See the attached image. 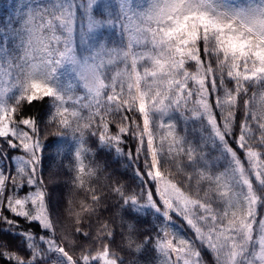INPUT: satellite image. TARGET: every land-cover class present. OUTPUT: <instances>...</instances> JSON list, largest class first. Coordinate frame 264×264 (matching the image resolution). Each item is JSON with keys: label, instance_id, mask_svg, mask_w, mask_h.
I'll return each mask as SVG.
<instances>
[{"label": "snow or ice", "instance_id": "6c2138e0", "mask_svg": "<svg viewBox=\"0 0 264 264\" xmlns=\"http://www.w3.org/2000/svg\"><path fill=\"white\" fill-rule=\"evenodd\" d=\"M136 7L141 10L132 0H47L28 7L19 28H0V70L8 69L0 76L11 80L0 93V142L23 153L13 160L15 171L0 168V228L22 237L25 250L0 257L10 264H126L119 252H147L150 245L162 264H206V253L216 264H264V3L234 8L225 0H149ZM77 25L82 44L105 27L120 41L88 44L78 58L72 47ZM65 64L86 90L75 100L79 109L67 105L71 86L59 83ZM12 88L18 95L5 99ZM44 98L52 101L49 122L57 136L77 142L73 187L85 186L86 134L135 165L136 190L111 176L107 189H87L92 204L82 211L89 220L111 196L119 208L161 214L164 224L155 235L140 240L129 226L124 248L114 251L116 233L103 223L95 234L101 247L75 257L77 241L92 238V224L85 227L79 212L67 224L50 211L41 129L35 119L19 116L23 102ZM174 113L200 121L207 135L199 143L179 135L164 119ZM112 114L119 116L115 131ZM129 137L136 147L122 151ZM209 146L223 159V171L212 170ZM106 171L95 165L87 176ZM16 218L38 224L43 234L21 232ZM176 219L191 237L172 227Z\"/></svg>", "mask_w": 264, "mask_h": 264}, {"label": "trees", "instance_id": "16d2710c", "mask_svg": "<svg viewBox=\"0 0 264 264\" xmlns=\"http://www.w3.org/2000/svg\"><path fill=\"white\" fill-rule=\"evenodd\" d=\"M47 2V0H0V28L5 31H10L11 28H19V18L22 14L28 11V7L34 6L37 3ZM117 0H113L116 3ZM225 2L234 8H248L256 7L264 3V0H225ZM149 0H132V4L136 11H140L141 8L136 7L137 5L146 7ZM77 37L75 38L78 53L81 56L84 54L88 47V44L95 43L96 41H103L106 46H113L118 44L120 41L119 34L113 33L110 28H101L93 31L92 40L88 41V44H82L79 38V25H77L76 31ZM12 48L14 45L9 44ZM82 48V49H81ZM190 70L194 71V64L189 65ZM0 71H8L5 67ZM59 83L66 89L71 86V92L69 95L73 97V100H68L67 105L72 108L79 109V104L75 103L76 98L86 95V90L82 87V82L79 81L74 75L68 71V64H65L57 72ZM0 84L3 89L11 84L10 78L6 76H0ZM18 95V89L12 88L5 99L8 97ZM9 104L14 101L9 100ZM253 105L258 106L261 103L260 96L257 95L253 100ZM52 110V101L49 98L33 101L32 103L23 102L19 110L20 117H30L37 121L41 129V143L43 145L41 155V171L46 182V192L48 197V204L50 211L54 216L61 217L65 223L71 224L74 219L73 213L79 212L84 217V226L87 227L91 222L92 228L91 239L83 241H77L79 247L74 252L75 257L79 258L81 250L83 251H95L101 247L100 242L96 238V232L99 229L100 224L108 223L110 229H112L116 235L114 242L110 244V248L114 251H118L124 248V241L122 236L127 234L129 226L135 228L137 236L140 240H143L145 234H152L158 231V226L164 224V218L161 214L155 212L150 207H145L143 211L134 212L130 209H122L118 207L117 200L109 196L108 199L104 200L103 204L96 207V213L90 216L89 213L82 211L83 204H92L91 194L87 190L89 187L97 190L98 192L103 187L107 189V185L110 181L107 179L111 176L114 180H119L126 187H130L136 190V185L139 181L136 179L131 161L127 160L126 155H117L109 148L100 147L96 136L86 134L84 136L85 148L89 151L84 159L86 172L84 175L85 186L83 189L73 187L72 177L75 175L73 169L76 167V161L74 152L76 149V141L71 137L60 138L57 136L56 125L49 122V114ZM83 114H87V110H82ZM131 115V113H129ZM218 119L219 115L217 113ZM110 130L115 131V121L119 120L117 114H112L109 118ZM167 123H174L176 125V132L181 136H186L193 143H199L202 134L207 135L206 131L203 130L201 122L196 120H185L180 117L178 113L172 114V118H164ZM206 124V121H205ZM163 131V130H162ZM258 135V133H257ZM127 143L120 145L122 151L134 150L136 147V141L132 138H126ZM2 144L0 153H7V158L3 154H0V168L15 171L16 165L13 164V160L19 161L20 156L23 155L18 149H10L7 144ZM208 152L211 157L213 164V171H223L224 161L223 159L217 160L216 157L219 155L211 146L208 147ZM99 165L106 168V172L99 177L89 178L87 176V169L89 167ZM182 176V173L178 175V179ZM27 189L25 188L24 191ZM6 215H10L6 213ZM19 220V230L21 232L30 231L36 235H42L38 224H29L25 220L16 218ZM175 219V218H174ZM172 227L180 232L182 235L191 237L192 233L187 229L186 226H182L179 219H176L175 224ZM61 233H57L58 238ZM0 243L4 244V247H0V253L6 251H25L22 247V237L14 234L6 228H0ZM69 250L72 251V245H68ZM147 252L133 253L127 255V249L123 252H119L121 258L126 261V264H162V258L151 246ZM206 264H216L214 254H205L204 257ZM0 264H10L8 260L0 257Z\"/></svg>", "mask_w": 264, "mask_h": 264}, {"label": "rangeland", "instance_id": "374dc122", "mask_svg": "<svg viewBox=\"0 0 264 264\" xmlns=\"http://www.w3.org/2000/svg\"><path fill=\"white\" fill-rule=\"evenodd\" d=\"M74 35H75V37H77V32L74 31L73 36ZM76 41L77 40H75V38L72 40V47L75 49L76 55L79 58L80 55L78 53V47H77ZM72 69H73V66L68 64V71L80 81L77 72L73 71ZM0 93H3V86H1V84H0Z\"/></svg>", "mask_w": 264, "mask_h": 264}]
</instances>
